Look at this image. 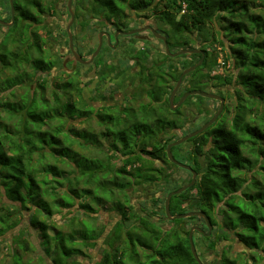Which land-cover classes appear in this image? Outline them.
Returning a JSON list of instances; mask_svg holds the SVG:
<instances>
[{"label":"trees","instance_id":"trees-1","mask_svg":"<svg viewBox=\"0 0 264 264\" xmlns=\"http://www.w3.org/2000/svg\"><path fill=\"white\" fill-rule=\"evenodd\" d=\"M154 3L159 7L156 21L166 25L162 28L168 45L196 49L193 44H198L202 52L184 53L189 57L178 60L163 52L170 68L167 94L181 71L201 57V64L182 78L186 91L205 90L212 80L217 85L234 81L238 86L230 122L221 113L201 133L170 148L174 158L198 172L192 186L171 196L170 214L203 211L213 225H217L215 215L220 214V229L237 236L250 252V264H264V114L254 110L257 102L258 106L264 102V0H88V11L90 20L104 17L117 28H125L126 10L146 9ZM21 16L37 20L27 7ZM27 26H14L0 40V76L7 72L0 77V190L7 200H0V236L13 231L28 214L27 221L38 232L50 261L44 255L37 263L24 260L20 250L29 247L16 236L11 264H77L85 255L84 248L94 247L102 235L96 264H198L187 224L191 219L201 220L200 216L169 220L163 201L161 217L170 225L162 228L152 219L156 210L136 214L131 199L143 185L152 188L165 180L167 195L191 180L189 173L184 183L169 181L170 169L180 167L169 161L166 146L180 136L166 137L165 133L179 128L181 116L186 122L181 107L171 109L167 97L160 107L155 106L161 92L151 87L147 93L153 102L142 105L141 113L132 111L121 117L87 103L77 75L66 73L65 79L54 82L34 79L38 72H51L56 61L43 49L41 37L34 34L31 41ZM223 37H227L226 45ZM219 57L224 62L222 71L213 74ZM231 64L237 70L234 77L228 73ZM7 91L12 98L1 96ZM193 96L210 100L189 95L182 106ZM162 106L165 110L158 111ZM198 112L204 113V122L213 115L206 119V108ZM77 117L87 125L70 123ZM254 166L261 178L248 182L242 170ZM75 205H80L87 219L73 222L67 230L50 222L59 208ZM102 207L133 221L117 222L105 233L106 226L98 228L94 222ZM212 236L198 235L199 245L208 253L217 245ZM221 257L219 264H243L241 256L223 252ZM245 261L248 264V258Z\"/></svg>","mask_w":264,"mask_h":264},{"label":"rangeland","instance_id":"rangeland-1","mask_svg":"<svg viewBox=\"0 0 264 264\" xmlns=\"http://www.w3.org/2000/svg\"><path fill=\"white\" fill-rule=\"evenodd\" d=\"M42 1L44 2V4L47 5L51 2H53L54 0H42ZM66 2H67V0H58L57 1L58 11L56 13H54L52 15V17L45 16L43 18L44 19L43 21L47 22L49 24L43 23V26L40 27V31L42 30V33H45V31H48V32H46V37H44V40L47 42L46 45L48 46V48L45 49V52L47 54H49L52 58L55 59L56 66L53 68V70H51V72H48L47 74L39 73V72L36 73V75H33V78L34 79H36V78L37 79H47L48 81L54 82L55 80L59 81V80L65 79L67 77L66 72L77 75L80 77V79L82 81V96L84 97V99L86 100L87 103L93 104L96 107H98L100 105V100H101L100 96L103 94V92L101 90V87H103V86H102L101 80L99 78L100 71H101L100 65H102L103 59L121 57V56H124L127 54L129 55V52L132 51L133 49H131L129 51L128 49H124L122 45L119 46V48H117L116 52H114V53H109L108 51H105L103 49L96 56L95 62L93 61L94 64L97 63V66H94L93 63L83 65L81 63L75 62L74 60L72 62L73 57H72V54L67 47L66 35L64 33V29L66 27V24L70 20V15L67 12L66 7H65ZM151 12H153V9L151 7H149V8H146L145 10H141L140 14L150 17ZM130 15H131V17L128 18V20H129L128 28H131L134 25L140 24L141 20H147L146 22L149 24H152V23L156 24L155 19H153L154 15L151 16L153 18H151V17L145 18V16H138L137 14H135L133 12H131ZM74 22H76V18L74 19L73 23ZM100 28H102V25L99 24L97 21L90 22V26H89V30H88V34H87L89 36L88 41L85 42L84 44H82L83 47L81 49L75 50L77 53L83 55L84 59H87L93 53V51L96 49L97 32H98V29H100ZM216 29H218L220 31L221 28H220V26H217ZM70 31L77 33L78 44L81 45L82 33H81V28H80L79 24L78 25L75 24L73 29H72V25H71ZM3 32H4V30L0 27V36ZM49 32H51V33H49ZM98 36H99V33H98ZM141 36H142V38L145 39L146 36H148V34L147 33L141 34ZM198 38L200 39V36H198ZM223 38H224V43L226 45L227 40L225 38H227V37H223ZM139 40L140 39L137 36H131L128 38H124L123 44L130 41V42L136 43V44H134L136 47V45H138V46L141 45ZM49 42L51 43V45L48 44ZM150 43H154V46H152L151 49L157 50V51L159 50V52H162L163 46L161 43L157 42L156 39L150 38ZM217 45H218L217 47L220 48L219 44H217ZM193 46H195L196 49H200L199 47H201L198 44H193ZM184 48L185 47L169 46L171 53H174V52L181 50V49H184ZM92 49H94V50L89 55V51ZM180 57L184 58V57H189V56H185V55L180 54V55H177L173 58H175V60H178ZM71 65H74V68L72 67L73 70H71L72 69ZM236 71L237 70H235V67L233 66V67L229 68L228 73L232 74V73H235ZM5 73H7V72L5 71ZM5 73H2V75L0 77H3ZM182 81H183L182 84H184V80H182ZM171 83L174 84V82H171ZM216 83L217 82L213 81V80L208 82L206 89L204 91L213 92V93H217V94L222 93L224 95L223 97L225 98V102H224V107H223V110H224L223 113L226 115V118L229 121L232 114H233V92H235V90L238 89V86H237L236 82L227 83V84H223V85H217ZM47 90L50 91L49 88H47ZM106 90H107V92H109L108 89H106ZM177 90L175 92L176 96L179 92V91L177 92ZM7 93H8V91L2 92L1 96L12 98L11 95H9ZM257 103H256L254 110L255 111L257 110V113L258 112H260L261 114L264 113V102H262L261 106H258L259 104H257ZM217 106H218L217 100H214V99H210V100L204 99L203 100L202 99L200 101L199 97L193 96V98H191L189 100L188 104L183 105V113L187 117L186 122L183 124L181 129L176 130V131H170L167 133V135H173L174 134L175 136L181 137L182 135H184L183 133L185 131L195 129L198 125H201L205 119L204 113L200 114L198 112V109L200 108V109H202V111L204 108L207 109V111L209 113V115L206 117V119H207L210 117V115H212L215 112ZM258 108H259V110H258ZM70 123H72L76 126H79V127L87 125V123H85L84 121L81 120V118H78V117L75 118ZM90 125H91V123H90ZM102 147L105 148V145H103ZM184 147L186 148L187 145H185ZM88 150L89 151L93 150L95 152L93 147H90ZM179 161H180V159H179ZM181 162H184L187 164L186 161L181 160ZM118 163H119L118 161L115 162V165ZM189 173L190 172H188L182 168H180V169L172 168L169 171V175H170L169 181H170V183H172L173 179H174L177 183H184L190 177ZM242 177L245 178L249 182L251 180L261 178V175L256 173V168H249L247 170H243ZM164 181L157 184L156 186H153L152 188H148L149 186H147V185L140 186V188L137 187L136 191H134V193L131 194L132 195V202H133L134 206L136 207V209H138V210L147 209V211H149V212L152 210L157 211V215H155V216L153 215L152 219H153V221H157L156 223H158V226H161L163 224H165L167 226L170 225L165 219H163L161 217V215L163 213V209L161 207L163 206V201L165 200V197H166L165 191L163 189L165 187ZM146 188L148 189V191L145 190ZM140 190L142 193L140 192ZM155 197H156V199H155ZM0 200L3 202L7 201L1 190H0ZM59 209H60V212L55 213L51 217L50 222L54 223L55 225H58L59 227H61L64 230H67L73 222L77 223V221L79 219H81V220L87 219L86 214H84V212L82 210H80V205H75L74 208H71V209H61V208H59ZM216 209L219 211L221 209L220 205H218ZM27 218H28V214H25V218L23 219V221L16 228H14L13 231L7 232L6 234L0 236V264H11V262H10L11 257H12L11 253L15 249V245L12 242V238H14L16 236H19L21 240H25L28 244L29 249L27 251L20 250L21 254H22V258L24 260L30 259L33 262L37 263L40 261V258L43 257L44 251L40 246L39 234L34 229V227L28 223ZM42 218H43V216H41V219ZM215 218L218 221H220L221 215L217 213L215 215ZM44 219H45V217H44ZM116 219H117V216L114 213L110 212L108 208L102 207L101 209H99V212L97 213L96 220L94 222L98 228L101 227L102 224L106 225L105 233H107L111 230ZM89 220H91V219H89ZM199 220L200 219L189 220L187 227H189L190 224L197 223ZM222 230L220 229L218 223H217V225H215V230L213 229L212 239L217 240L216 251H214L213 253H211V254L207 253L205 250H203V248L200 245H198L197 250H198V253L201 255L203 261L206 264H210V261H214L215 259H219L220 249L223 247L224 253L226 252V254H228L231 257L241 256L240 260L241 261L243 260L242 261L243 264H246L245 259L248 258V264H250L251 263V260H249V258H250L249 253L250 252L245 251L246 250L245 246L240 241L237 240V236L232 232L225 231L227 229H224L223 231ZM103 238H104L103 235H102V237L101 236L97 237V239L95 241L96 245L94 247L90 246V247L84 248L85 255H82L78 258L79 261L77 262V264H96V262L98 260V255L100 254V252H102V246H103V242H102L103 240L102 239ZM197 241H198V235H197ZM239 254H241V255H239ZM49 259H50L49 257L45 256V260L50 261ZM244 261H245V263H244Z\"/></svg>","mask_w":264,"mask_h":264},{"label":"flooded vegetation","instance_id":"flooded-vegetation-1","mask_svg":"<svg viewBox=\"0 0 264 264\" xmlns=\"http://www.w3.org/2000/svg\"><path fill=\"white\" fill-rule=\"evenodd\" d=\"M57 1L58 0H54L53 2L46 5V4H44V2L42 0H12V4H11L10 0H0V20H3L6 23H9V25L0 23V27L4 30V32L0 36V40L3 39V37L6 34H8L9 32H13L15 27L20 28V27H23L27 24L28 25L27 31H28V34L31 36L30 37L31 41H32L33 35L36 34L39 37H41V39H42L41 45H42L43 49H47L48 46L46 45L47 42L44 40V37H46V32H48V31H45V33H42V30L40 31V27L43 26V23L49 24V23L43 21L44 20L43 18L45 16L52 17V15L58 11ZM77 2H78V4H77ZM79 2H80V0H72V3H71V10L74 12V19L76 18V22L71 24L72 29L74 28L75 24L76 25L79 24V26L81 28V33H82L81 45H79L78 40H77V33L71 31L72 36H73V48L75 50L81 49L83 47L82 44H84L85 42L88 41L89 36L87 34H88L90 22H95V21H97L99 24L102 25V28L98 29L97 38H96L97 39V41H96L97 45H98L99 40L101 39V47H100L99 52H101V50L104 49L105 51H108L109 53H114V52H116L117 48H119V46H121V45L123 46L124 49H128L129 51L131 49H133L132 51L129 52V55L127 54V55H124L121 57L103 59L102 65H100L101 71H100V75H99V78L101 80V84L103 86V87H101L103 94L100 96L101 97L100 105L98 107H96L93 104H90V105L94 109H97V110L98 109L112 110L115 113H118V115L120 114L121 117H125L126 114H128L132 111H135L137 113H141V106L142 105L153 102L152 97L147 93V91L149 90V88L154 87L157 91H159V93L161 92L160 96H159L160 98L158 97L156 103H154L155 106L157 105L158 107H160L161 106L160 104L164 103V99L167 97V104L170 107L169 96H170V93L172 90H170L168 92V94L164 90V89H167V85H168V81H169L170 68H169V61L165 60L163 58V52H165L163 41L159 37H156L149 28H145V29L138 31V32H135L133 34L121 33V31H129V30H133V29L143 28L146 26H151L157 31V33L165 36V38H166V35L164 34L163 28H162L163 26H166V25H162L160 22L156 21V16L159 12V10H157L158 4L154 3L151 6H149L153 9V12L150 13V17L154 15L153 16L154 18L153 17H151V18L155 19L156 24H153V23L149 24L146 22L147 20H141L140 24L137 23L138 25H134L133 27L128 28V26H129L128 18L131 17V15H130L131 12L137 14L138 16H145V15L140 14L141 10H145V9H141V10H133L132 9V10H126L125 11V13L127 14L126 27L125 28H117L114 24L111 23V21L110 22L107 21L104 17H100L98 19L90 20V15H89V11H88V0H82L81 3H79ZM76 5H77V9H76ZM78 5H80V6H78ZM11 6H13V20H12ZM26 7L29 8L30 12H32L35 15V17H37L36 21L33 20L32 17L25 18V17L21 16V14L26 9ZM65 7H66L67 12L69 13V10L67 7V2L65 4ZM42 8H43V10H42ZM69 15H70V13H69ZM150 17L145 16V18H150ZM116 32H117V36H115ZM49 33H51V32H49ZM64 33L66 35L67 47L69 49V41H68V36L66 33V27L64 29ZM98 33H99V36H98ZM145 33H147L148 36H146V38L144 39V38H142L141 34H145ZM131 36H137L140 39L139 41H140L141 45L140 46L136 45V47H135L134 44H136V43L130 42V41L123 44L124 38H128ZM10 37H11V35L9 34V38H7V40L10 39ZM150 38L156 39L157 42L162 44V46H163L162 52H159V50L157 51V50L151 49L152 46H154V43H150ZM48 44L51 45L50 42ZM93 50L94 49H92V51ZM69 51H70V49H69ZM99 52H98V54H99ZM91 53H89V55ZM79 55L83 58V55H81V54H79ZM96 56L93 59L94 62H95ZM72 57H73V55H72ZM73 60H74V57L72 59V62H73ZM74 61L78 62L76 60H74ZM93 61L91 63L94 64ZM91 63H89V64H91ZM94 66H97V63L94 64ZM72 67L74 68V65H71V68ZM231 67H233L232 64L230 65L229 68H231ZM53 68H52V70H53ZM73 68L71 70H73ZM235 70H236V68H235ZM66 73H69V72H66ZM70 74H72V73H70ZM231 75H233V77H234L235 74L232 73ZM175 83H174V85H175ZM182 83H183V81H181V83L179 84V87L177 90V92L178 91L179 92H178L177 96L175 94L173 97V104L174 105L178 103V101L180 100L182 95L186 92V90L184 89V84H182ZM174 85H173V87H174ZM161 88H162V90H160ZM106 89H108L109 92H107ZM220 96H222V95H220ZM223 99L225 102L224 97H223ZM184 100H183V102H184ZM214 100H217V99H214ZM217 101H218V106H217L215 112L213 113V115L209 119H211L214 116V114L217 112V110L219 108L220 101L219 100H217ZM183 102L176 107V108L181 107L180 108L181 113H183V106H182ZM224 102H223V107H224ZM236 104H237V98L233 92V114H232V116L235 113ZM130 107L133 109L128 110ZM165 108H166L165 106H162L160 109H158V111H164ZM176 108H174V109H176ZM223 111L224 110L222 108V111L220 112V114L223 113ZM257 114H261V113L258 112ZM262 114H264V113H262ZM183 115H184V113H183ZM223 115L226 117V115L224 113H223ZM232 116H231V118H232ZM231 118H230V120H231ZM183 120H184V116H181V125L179 126V128L177 130L181 129V127L185 123ZM226 120H228V119L226 118ZM230 120H229V122H230ZM204 123L205 122H203L202 124H204ZM170 131H176V130L174 129V130H170ZM170 131H167L165 133L166 137L169 136V135H167V133ZM199 159H200V164L202 165L203 159L201 157ZM176 160H178V159H176ZM129 167H128V169H129ZM249 168H256V173H258V166L249 167ZM249 168H244L243 170H247ZM182 169H184V168H182ZM184 170H186V169H184ZM243 170H242V172H243ZM186 171L190 172L189 170H186ZM191 176H192V174H191ZM197 176H198V172H197ZM197 176H196V178H197ZM241 176H242V174H241ZM146 191H148V189ZM140 192H141V190H140ZM132 205L134 206L133 202H132ZM134 210H136V214H138V213L142 214L143 213L142 210L136 209L135 206H134ZM196 211H198V210H196ZM115 215L117 216V219L115 220L113 225H115V223H117V222L122 223L123 225H127L128 222L133 221L132 219L124 220L121 218V216L119 214H115ZM198 216H200V215H198ZM200 218L202 221L199 220L197 223L189 225V230L192 226H197V227H200L201 229H203V233L199 232L197 230L193 231L192 238H193L194 244L196 243L195 241H197V235H199V234L207 235V231H208V228L206 226L204 218L202 216H200ZM216 221L219 225L222 224V223H220L221 218H220V221H218L217 219H216ZM202 222L204 223L205 228L202 227ZM209 222H210V220H209ZM210 225H211V232L207 236H209L213 233V229L215 230V225L211 224V222H210ZM104 226H106V225H104ZM161 227L167 228L168 226L163 224V225H161ZM226 231H228V230H226ZM229 232H232V231H229ZM197 243H198V241H197ZM197 243L195 244L196 249L199 245ZM215 251H216V247H215ZM223 251L224 250L222 247L220 249V257H219V259L214 260L215 261L214 264L220 263V258L222 256ZM197 252H198V250H197ZM211 253H213V252H211ZM211 253H209V254H211ZM198 256L201 260L202 257L199 253H198ZM201 261L203 262V264H206L203 261V259ZM210 263H211V261H210Z\"/></svg>","mask_w":264,"mask_h":264},{"label":"water","instance_id":"water-1","mask_svg":"<svg viewBox=\"0 0 264 264\" xmlns=\"http://www.w3.org/2000/svg\"><path fill=\"white\" fill-rule=\"evenodd\" d=\"M10 1H11V4H12V0H10ZM71 3H72V0H67V7H68V10H69V13H70V20H69V22L66 25V33H67L68 41H69V49H70V52L72 53V55L74 57V60H76V61H78L79 63H82V64H89V63H91L93 61L94 57L98 54V52L100 50L101 39L99 40L96 49L93 51V53L90 55V57L88 59H83L75 51V49L73 48V36H72L71 31H70L71 24L74 21V12L71 10ZM11 13H12V20H13V6H11ZM0 23L9 25V23H6L3 20H0ZM145 28H149L156 37H159L163 41V43H164V51H165V53L168 56L175 57L177 55L184 54V53H200L201 52L200 49L184 48V49L178 50V51H176L174 53H171L170 49H169L168 42L166 41L165 36L160 35L159 33H157V31L151 26H146V27H143V28L133 29V30H129V31H121V33H123V34H133L135 32L141 31V30H143ZM115 36H117V32L115 33ZM202 56H203V54H202ZM201 62H202V57L199 59V61L197 63H195V64H193V65H191V66H189V67H187V68H185V69H183L181 71V73H180V75H179V77H178V79H177V81H176L171 93H170V96H169L170 107L172 109L176 108L179 104H181L183 102L184 99H186L189 95H193V94H199L201 96H204V97H207V98H210V99H217V100L220 101V105H219V108H218L217 112L214 114V116L211 119H209L207 122L202 124L199 128H197V129H195V130H193V131H191L189 133H186V134L182 135L181 137H179L175 141H172V142L168 143V145L166 146V154L168 156V159L172 163L176 164L177 166H179L181 168H184L186 170H189L191 172L192 176H191V180L188 183H185V184L179 186L178 188L170 191L166 195L165 200H164V211H165V215H166L167 219H169V220L176 219V218H184V217H188V216H191V215H200V216H202L204 218L206 226L208 228V231H207V235H208L211 232V225H210V222H209V219H208L207 215L203 211H199V210L198 211H188V212H185V213H180V214H175V215H171L170 211H169V201H170L171 196L175 195V194H179V193L185 191L190 186H192L195 183L196 176H197L196 170H194L189 164H186L184 162L178 161V160H176L173 157L170 148L172 146H174V145H177V144H180V143L186 141L190 137H193V136L201 133L206 127L210 126L218 118V116H219V114H220V112L222 111V108H223L224 99H223L222 96H220L219 94H216V93H212V92H208V91H204V90H200V89H193V90L186 91L182 95V97L180 98L178 103L175 104V105L173 104V96H174L176 90L178 89L179 84L181 83L183 76L188 74L189 72L193 71L198 65L201 64ZM194 230H197V231L203 233V229H201L200 227H197V226H192L190 228V230H189V233H188V239H189V244H190V248H191L192 254H193V256L196 259L198 264H203V262L200 260V258L198 256V252H197V249L195 247V244H194V241H193V238H192V234H193Z\"/></svg>","mask_w":264,"mask_h":264},{"label":"built area","instance_id":"built-area-1","mask_svg":"<svg viewBox=\"0 0 264 264\" xmlns=\"http://www.w3.org/2000/svg\"><path fill=\"white\" fill-rule=\"evenodd\" d=\"M218 62H219L220 64L216 67L215 70L212 71L213 74L216 73V72H221V71H222L223 63H224V62L222 61V58H221V57L218 58ZM227 65H228V64H227ZM228 66H229V65H228Z\"/></svg>","mask_w":264,"mask_h":264}]
</instances>
